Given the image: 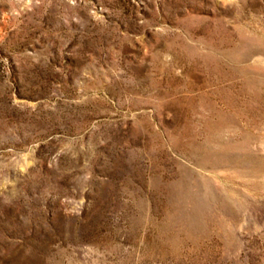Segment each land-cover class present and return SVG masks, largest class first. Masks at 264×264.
<instances>
[{
  "label": "rangeland",
  "instance_id": "1",
  "mask_svg": "<svg viewBox=\"0 0 264 264\" xmlns=\"http://www.w3.org/2000/svg\"><path fill=\"white\" fill-rule=\"evenodd\" d=\"M0 264H264V0H0Z\"/></svg>",
  "mask_w": 264,
  "mask_h": 264
}]
</instances>
